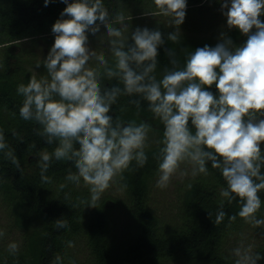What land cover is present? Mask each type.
Segmentation results:
<instances>
[{
    "label": "clouds",
    "instance_id": "9594fccd",
    "mask_svg": "<svg viewBox=\"0 0 264 264\" xmlns=\"http://www.w3.org/2000/svg\"><path fill=\"white\" fill-rule=\"evenodd\" d=\"M50 2L53 0H44L45 6ZM61 2L66 7L52 26L55 40L43 60L47 75L30 77L26 85L17 87L23 97L21 118L39 125L37 134L47 144H56L52 153H41L42 180L50 182L45 173L53 159L71 162L76 171H70L66 180L77 185L83 181L89 186L90 199L80 204L97 208L101 194L118 177L123 179L133 161L140 167L147 162L145 148L151 125L125 123L119 118L114 121L110 115L121 94L140 95L164 126L156 156L157 187H167L183 163L192 165L193 176L206 175L210 163L226 182L221 197L229 203L239 198L237 215L256 228L264 227V218L256 215L262 206L259 194L264 192V21L260 19L264 16V0H218L227 28L238 29L246 41L236 45L221 32L214 47H197L188 54L183 67L171 60L173 67L166 68L159 80L153 73L158 49L165 40L158 28L137 27L130 33L123 13L110 15L103 0ZM154 4L158 11L151 15L169 17L168 26L176 30L167 39L179 42L186 0H154ZM101 25L106 34L100 39L107 38L115 60L112 66L102 52L88 47V34L96 35ZM166 54L174 55L171 49ZM92 59L98 67L89 65ZM101 69L108 79H118L123 88L102 90ZM213 85L215 95L208 90ZM133 103L139 105V101ZM7 147L0 131V151ZM5 155L19 170L13 151ZM225 216L222 201L216 223ZM229 219L234 221L236 216ZM56 227H68L67 221L57 219ZM4 234L0 230V237ZM68 246L74 247L73 242ZM8 249L15 254L18 245L10 243ZM234 251L241 257L236 264H257L261 259L259 253L253 256L241 255L239 248ZM54 264H61V257L57 256Z\"/></svg>",
    "mask_w": 264,
    "mask_h": 264
},
{
    "label": "trees",
    "instance_id": "16d2710c",
    "mask_svg": "<svg viewBox=\"0 0 264 264\" xmlns=\"http://www.w3.org/2000/svg\"><path fill=\"white\" fill-rule=\"evenodd\" d=\"M103 3L112 16L122 12L127 17L131 3L144 4L136 15L158 11L154 0H103ZM186 3V17H198L200 22L203 16L211 18L214 11L222 13L218 0H186ZM65 7L61 0H53L48 6L44 0H0V131L8 146L0 151V203L22 238L15 254L8 248H0V264H54L57 256L61 257V264H236L233 247L236 241L246 240L249 228L254 233L251 255L259 253L261 259L257 264H264V227L256 228L237 215L239 198L229 203L221 197L226 182L221 171L213 169L210 163L206 175L200 173L179 184L169 214L153 201L159 178L156 156L162 145L145 149L147 162L140 167L133 161L123 179L117 178L115 186L119 193L101 194L97 208H84L80 204L81 200L90 199L89 186L83 181L77 185L66 180L70 171H76L71 162L53 159L45 173L50 182L42 180L41 153H52L56 144H47L37 134L40 126L23 120L19 114L23 97L17 93V87L21 83L26 85L33 77L28 65L34 64L28 55L31 53L20 49V44L42 41L49 53L55 40L52 26ZM260 19L264 21V16ZM202 25L194 30L205 31ZM162 33L165 43L158 49L153 73L158 80L166 68L173 67L171 60L183 67L188 54L197 47H214L209 42L190 43L182 37L173 43L167 39V33ZM226 33L236 45L247 39L235 28H227ZM170 49L174 53L171 57L166 54ZM100 85L102 90L123 88L118 79L104 76L102 69ZM208 90L217 94L215 85ZM133 101H139V105ZM110 115L114 121L119 118L125 123L146 122L151 125L150 130L163 138V124L140 95L121 94ZM261 150L264 151V144ZM8 151L17 157L19 170L5 155ZM259 195L262 206L256 215L264 218V192ZM222 201L226 216L216 223ZM234 215L236 219L230 221L229 217ZM57 219L66 220L68 227L57 228ZM69 242L74 247H69Z\"/></svg>",
    "mask_w": 264,
    "mask_h": 264
},
{
    "label": "rangeland",
    "instance_id": "374dc122",
    "mask_svg": "<svg viewBox=\"0 0 264 264\" xmlns=\"http://www.w3.org/2000/svg\"><path fill=\"white\" fill-rule=\"evenodd\" d=\"M144 4H136L131 3L127 8V17L126 22L130 26V33L134 31L137 27H147L149 29H159L161 32L169 34L170 32H174L175 27H169L168 23L170 18L164 17L162 15H136L139 12ZM211 18L209 16H203L202 23L200 22V18L198 17H189L185 16V20L182 25L179 26L180 33L182 38H185L190 43L198 44L201 42H209L214 46L219 42V36L221 32L226 33L227 24L226 17L220 13L218 14L216 11L213 12ZM225 22V25H223ZM199 23L203 24V28L205 31L196 32L194 30L195 27L200 26ZM117 27L119 25H116ZM212 26L211 29L208 27ZM106 34V29L104 26H101L100 32L96 35L88 34V47L92 50H96L97 53H103L105 55V59L108 62H113L114 57L111 55L109 51V46L107 43V38L104 37L100 39V37ZM127 35V33H126ZM24 49L25 51H29L31 54H28L34 64L28 65L34 77L37 79L41 78V76H46V69L43 66V60L46 59L48 55V46L42 42L37 41L34 43L33 41L24 42L20 44V49ZM20 49H17L20 50ZM36 61V63H35ZM41 64L40 67H36V65ZM89 65L94 67L98 65V62L95 59L89 61ZM161 136L155 131L150 130L148 133V139L146 141V148L156 147L161 145ZM198 175V174H197ZM195 175V176H197ZM194 177L192 175V165L188 163L181 164L180 168L173 174L168 183V186L165 188L157 187V182L155 185V190L153 191V201L157 204L160 210H164L166 214L171 212V203L174 199V194L181 182H184L188 178ZM158 181V180H157ZM119 191L117 190L115 183L111 185L107 190H105L103 195H116ZM0 230H2L5 234L0 237V248H8L10 243H16L18 246L22 243L21 233L11 226V218L6 212L5 207L0 203ZM246 240H238L236 241L233 249L234 255L237 259H241V257L235 254V249L239 248L241 250V255L248 254L251 255L252 248L250 247V243L254 240V233L252 229L249 228L246 231ZM249 236V237H248ZM78 248V247H77ZM85 253V252H84Z\"/></svg>",
    "mask_w": 264,
    "mask_h": 264
}]
</instances>
